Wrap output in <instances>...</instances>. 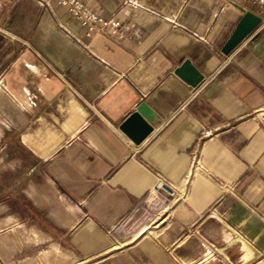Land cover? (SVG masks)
<instances>
[{
  "label": "crops",
  "instance_id": "crops-1",
  "mask_svg": "<svg viewBox=\"0 0 264 264\" xmlns=\"http://www.w3.org/2000/svg\"><path fill=\"white\" fill-rule=\"evenodd\" d=\"M79 1L119 28L0 0V264H264V0ZM140 105L135 144L120 126ZM156 176L183 200L121 245Z\"/></svg>",
  "mask_w": 264,
  "mask_h": 264
},
{
  "label": "built area",
  "instance_id": "built-area-1",
  "mask_svg": "<svg viewBox=\"0 0 264 264\" xmlns=\"http://www.w3.org/2000/svg\"><path fill=\"white\" fill-rule=\"evenodd\" d=\"M57 3L66 7L67 12L77 20L80 25L86 28L88 36L92 33L104 30L115 32L120 26L118 21L103 18L94 13L79 0H57ZM205 135L210 136L211 132L207 131ZM183 198V193L176 191L162 177L156 176L153 185L144 199L140 202V206H136L142 210L146 208V210H144L147 214L146 220H148V216L150 217L151 215L153 218H150L151 220L149 219V225L142 229V231L148 228L159 229V227H163L169 215L170 205L183 200ZM136 207L133 211L138 210Z\"/></svg>",
  "mask_w": 264,
  "mask_h": 264
},
{
  "label": "water",
  "instance_id": "water-1",
  "mask_svg": "<svg viewBox=\"0 0 264 264\" xmlns=\"http://www.w3.org/2000/svg\"><path fill=\"white\" fill-rule=\"evenodd\" d=\"M260 20L246 16L237 25L234 33L229 37L221 49L225 56L230 53L259 25ZM144 105L138 106L130 117L120 126L135 144H140L151 132L152 127L145 120Z\"/></svg>",
  "mask_w": 264,
  "mask_h": 264
},
{
  "label": "rangeland",
  "instance_id": "rangeland-1",
  "mask_svg": "<svg viewBox=\"0 0 264 264\" xmlns=\"http://www.w3.org/2000/svg\"><path fill=\"white\" fill-rule=\"evenodd\" d=\"M263 112V111H260ZM264 116H259V118H256V120L259 121L260 125L262 127H264V120H262ZM140 206V203L138 204ZM138 208V207H136ZM146 208H144L143 210L141 208H138V210L136 211H132L115 229V233H113L115 235V237L119 240V242L121 243V245H123L124 243L128 242L129 240H131L134 237H143L146 235H150L148 232L149 231H154L152 228H148L145 231H142V229H144L147 225H149L150 220L153 219L152 215L149 217L148 216V220H146V216L147 214L145 213ZM149 212V211H148ZM162 227H159V230ZM153 236V235H152ZM118 245V244H117ZM40 250H35L36 252V256L38 257V259L36 260L35 264H72L69 262V260L67 259V256L64 253H60V252H56L55 254H53L52 256H47V258L44 257V254L40 255L38 254ZM9 257H11V252L12 249H9ZM24 256L23 259H27V256L25 254H21L18 255L16 257L13 258V261H17L18 257H22ZM50 259L49 261L46 260ZM39 260V261H38ZM46 262V263H45ZM33 264V263H32ZM79 264V263H78Z\"/></svg>",
  "mask_w": 264,
  "mask_h": 264
},
{
  "label": "bare ground",
  "instance_id": "bare-ground-1",
  "mask_svg": "<svg viewBox=\"0 0 264 264\" xmlns=\"http://www.w3.org/2000/svg\"><path fill=\"white\" fill-rule=\"evenodd\" d=\"M148 233H151V232H148Z\"/></svg>",
  "mask_w": 264,
  "mask_h": 264
}]
</instances>
